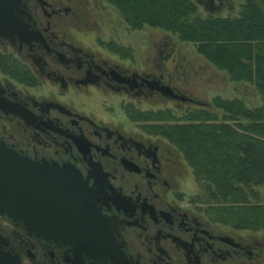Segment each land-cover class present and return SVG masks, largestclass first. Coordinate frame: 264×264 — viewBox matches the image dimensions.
<instances>
[{"label": "flooded vegetation", "instance_id": "flooded-vegetation-1", "mask_svg": "<svg viewBox=\"0 0 264 264\" xmlns=\"http://www.w3.org/2000/svg\"><path fill=\"white\" fill-rule=\"evenodd\" d=\"M80 1L19 0L24 32L0 35V102L10 108L0 107V142L81 175L91 189L85 232L40 236L0 214L3 250L18 264H264L254 234L214 221L183 187L178 150L130 125V110L143 103L207 102L159 67H134L75 40ZM195 1L210 14L231 8L230 0Z\"/></svg>", "mask_w": 264, "mask_h": 264}, {"label": "trees", "instance_id": "trees-1", "mask_svg": "<svg viewBox=\"0 0 264 264\" xmlns=\"http://www.w3.org/2000/svg\"><path fill=\"white\" fill-rule=\"evenodd\" d=\"M105 1L130 29L166 31L192 44L231 81L255 88L261 104L253 107L216 96L178 116L169 108L130 112L150 120L147 132L179 151L214 221L264 231V0H243L235 16H201L195 0ZM166 50L162 46L157 55Z\"/></svg>", "mask_w": 264, "mask_h": 264}, {"label": "rangeland", "instance_id": "rangeland-1", "mask_svg": "<svg viewBox=\"0 0 264 264\" xmlns=\"http://www.w3.org/2000/svg\"><path fill=\"white\" fill-rule=\"evenodd\" d=\"M242 2L243 0H230L231 8L226 7L222 12L214 14L235 16ZM197 6L201 16L208 14L198 3ZM77 16L78 21L76 19L74 27L77 28L78 33L72 35L75 40L81 41L92 49L97 48L105 54L108 51L124 62H132L134 67H149L154 70L159 67L166 77L177 83L178 87L207 103H211L214 97L220 96L227 99H241L247 106L252 107L261 104L259 94L252 85L231 81L225 71L215 68L198 55L192 44L179 42L175 36L157 28L130 29L115 8L105 0H82L81 7H77ZM162 46L167 47L165 54L157 55ZM119 99L112 98L115 103ZM185 105L181 104L180 107L177 103L161 101L143 103L134 110L146 112L169 108L178 116L180 112L188 108L186 106H191ZM114 106L117 110L123 108L122 103L119 107ZM208 108L212 109L211 105ZM150 123H152L150 120L137 117L130 125L133 127L134 124L141 126L142 124L150 125ZM178 154L181 167L179 164L177 166L182 170L183 187L198 200V204L207 205L204 202L203 191L195 182L191 169L183 161L179 151ZM246 233L254 234L255 239L261 241L264 247V231L246 230Z\"/></svg>", "mask_w": 264, "mask_h": 264}, {"label": "water", "instance_id": "water-1", "mask_svg": "<svg viewBox=\"0 0 264 264\" xmlns=\"http://www.w3.org/2000/svg\"><path fill=\"white\" fill-rule=\"evenodd\" d=\"M19 7V0H0V35L24 32ZM0 107L10 109L3 102ZM90 190L71 167L34 161L0 142V214L29 231L60 239L82 235ZM3 244L0 234V264H18Z\"/></svg>", "mask_w": 264, "mask_h": 264}]
</instances>
